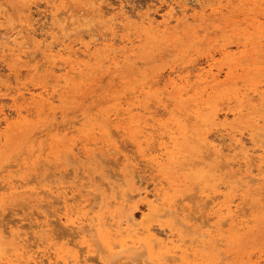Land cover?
I'll list each match as a JSON object with an SVG mask.
<instances>
[{
  "label": "bare ground",
  "instance_id": "6f19581e",
  "mask_svg": "<svg viewBox=\"0 0 264 264\" xmlns=\"http://www.w3.org/2000/svg\"><path fill=\"white\" fill-rule=\"evenodd\" d=\"M123 2H126V1H122V3ZM178 3H177V5H178L177 11L178 12L175 11L174 10L175 7L171 6L172 4L170 5V3H169L168 5H170L169 6L170 8L168 7L169 10L166 13L162 14V19L160 21H158L156 19L157 17L154 18V17H152L153 15L151 14L152 15L151 16L149 13L136 15L138 18L137 19L138 25L136 26L137 29L140 28L142 31V34L146 37H152V36L153 37L154 36L161 37L168 30L170 21H173V20L176 21V25H177L181 21H183L184 18L186 17V13L188 11V6L186 5V3L184 1H181ZM12 4H18V5L23 6L21 0H0V6H4L6 8V10H8V11L15 9V8L7 7L8 5H12ZM45 4L48 6L50 4V0H45ZM123 4H125V3H123ZM41 5H43V4H41ZM51 5H49L51 8L48 11V12H50V15H51V22H50L51 26L54 25L56 28H58L60 30H66V28L68 29L69 26L72 29H76L78 27L76 22L73 21V18L75 16L73 18L70 16L69 18L64 17V19H60V17L57 16L58 13L60 14V12H59L60 10L58 9V11H56V9H53V7ZM125 7H126V5H125ZM201 7H202L201 10H204L203 4H201ZM176 9H177V7H176ZM191 9L196 11V7H192ZM131 11H132V9H131ZM18 12H22V7L18 8ZM98 12H99V9H98ZM118 12H119L120 20L125 19V20H127V22L131 21V23L136 25V23L133 22L136 20L132 19V17L134 16V13L133 14H130L131 12L127 13L125 11L124 7L119 9ZM53 13H55V16L53 15ZM95 14H96V12H95ZM31 16H32V14H31ZM101 16L103 17V15H101ZM82 18H83V16H82ZM206 18H208V17H206ZM107 20L110 21V24L106 23L107 21H105L104 18L101 19V22H103V23L105 22V25L108 24V26H106V27H107V31H108L107 35H108L109 43L107 44V47L105 48L107 50L106 54L103 57L100 56V58L96 57V55L100 51L99 50L100 47H99L98 43L99 42L101 43V41H102V37H100V36L93 37V39L88 40V41H85L83 39V36H82L79 38V41L77 40L79 43L78 44L79 46L74 48V45L77 43H75L73 45L71 40L66 42L65 39H60V40L56 41V43H54L55 40L53 42L51 40V42H50V41H46L48 38H42V39L39 38L38 34H40V33L38 31H37L38 33H36V29L33 27L34 25L32 26V24H30L31 27H22L19 29H15L14 26H12L8 21H6V23H1V24H4L5 26L0 27V49H2L5 53V55L1 56L2 57L1 61H3L6 64L7 68L10 71H14L13 70V62L14 61H20L22 59L25 63L24 66L26 67L27 71H30L32 69H37L38 65H36L34 67H32V65H31L34 57L31 56L32 52L28 48L32 46V48L38 50V52L41 54V56L43 58H45V59H46V57L49 58V60L46 59L48 64L46 66L45 65L43 66L44 73L48 77V79H55V76H56L57 70H58V67H55L58 63V62H56V57H59L61 59L62 64H64L66 67V72H65L66 75L70 74L71 72H74L78 75V79L80 81H77L75 83V85H76V87H79L82 90V88H83L82 81H83V79L87 78V75H89L87 73H92L95 70H100L103 72H107L108 74H109V72L112 74L115 70L118 69L117 65H119L120 61H123L122 57L124 59L126 56L125 46H122L119 48L113 46V43L115 42V41H113L114 26L111 27V25L114 24V22H113V18L112 19L108 18ZM90 23H92V22H90ZM12 24H13V22H12ZM252 24H255V23H252ZM193 25H195V24H193ZM119 26H122V24H120ZM39 27L41 28L40 25H39ZM55 27H52V28L55 29ZM79 28H81V26ZM94 28H95V26H94ZM94 28H93V30H94ZM121 28H123V27H121ZM54 29H53V31H54ZM45 30L46 29H44L43 31H45ZM76 30H74V31H76ZM85 30H84V32H85ZM136 31H138V30H136ZM67 32H69V31H67ZM254 32H255V35H251V36L260 39V40H258L259 43L257 45H255L254 48L256 50L262 49L261 41L264 40V27L258 23ZM41 33L43 34L42 31H41ZM82 33H83V31H81V35H82ZM90 33L88 34L89 36L91 35ZM155 33H159V35L155 34ZM129 35L126 38L122 39V41L123 42L127 41V43H129V42L132 43L134 39H131L132 37L130 38ZM137 35L138 34H136V36ZM121 36L123 37V35H121ZM144 36H142V37H144ZM251 36L248 35L247 37H251ZM51 37H54V36L51 35ZM182 37L183 36H181V38ZM191 42H193V41H191ZM41 44L44 45L43 48H40ZM174 46H176V43ZM256 53H259V52H256ZM34 54H35V52H34ZM85 56H87V59H84ZM104 57L106 58L105 61H107V63H108L107 66H104L105 63H104V61H102ZM92 59H93V61H92ZM151 60H153V59H151ZM153 61H155V60H153ZM232 61H233V59H232ZM250 64L254 65V67H252V68H254V70L256 69L255 73H258L261 71L262 67L257 64V61H254L252 63L247 64L246 67L249 68L248 66H251ZM244 67L245 66H243L242 68H244ZM56 68H57V70H56ZM59 68H60V66H59ZM63 68H64V66H63ZM5 69H6V67H5ZM84 69H87L88 72H84ZM21 71H22V68H21ZM231 71H232L231 67H229L228 71L225 72L226 73L225 80H226V78L230 77L229 74L231 73ZM14 72H16V71H14ZM218 72L215 73L212 70V68H207V69H205L203 67L199 68L196 79H198L197 80L198 82L199 81L205 82V85H204V88H202V89L200 88L195 93L193 92L194 94L190 93L191 95L188 94V92H189L188 89H185L184 87H182V85H181L182 83L175 84L169 80H166L167 82L165 83L164 90H162L163 91V97L161 99L157 95L155 102L156 103L159 102L160 104L169 103L170 106L174 103V105L169 109V112H171L172 108L174 107L175 108V115L171 116V121L169 123H167L163 129H161L160 125H159L160 118L159 119L156 118L155 121H153L151 118V113L154 109L150 110V108L144 109L142 107L143 104L150 98L149 97L150 89H149L148 85L154 86L155 84H158V82H159L158 81L159 78L156 77L157 76L156 73H153V74L144 73L143 76L139 80H137L135 84L132 83L133 85L128 87L129 93L128 92L127 93L130 95L126 94L127 96L134 98V97H137L139 94L143 93L145 95L143 100H138L137 102L129 103V106L131 107V108H129V107H124L125 102L123 103L124 104L123 107L122 106L119 107L118 105L121 104V99H120V100H118V101H120L119 104H115L114 106L112 105L113 106V107L111 106L112 108L111 107L107 108L105 110L104 114L102 113V116L99 119L93 120L94 117L90 116L84 121L80 120V121H82L80 124V127H78V126L76 127V129H78V131H80L81 135L85 137V139H86V137H88V134L95 127H99V129L102 131V133H106V136L109 138L110 132H109V127H108V124H109L108 121L110 119V116H114L111 114H115V116H118L120 114H124V113L129 112L131 109L133 110V108H137L140 111H141V109H143L142 112L145 110L146 111L145 113H147V111H148L149 112V114H148L149 118L152 120L151 122H149V120H148L149 118L147 119L144 117L137 116V114H134L135 112L130 113L129 114V117H130L129 123L130 124H129V126L124 125L122 127V130L124 132H126L128 135L135 136V138L132 139V142L137 147V151L140 153V154L139 153H137V154H139L141 156V160H143L146 163V165L152 169L153 173H155L157 175V178H155L152 175L153 179L155 180L154 185H153V183H152L153 186L151 185L153 187V189L149 188L152 190H149L146 187L149 185L150 182L149 183L147 182L148 184H146V186H143V183L141 185V183L136 180L135 174H138L137 173L138 171L136 170V173L134 172L135 170L133 171V168L135 166H134V163L132 162V160L129 158L130 156L124 157L122 159V161L119 164L120 169L118 171H111L109 166L111 167L112 165H109V166L107 165L109 170H106L105 168H100V164L104 162L103 160L106 159L107 160L106 162H108V160H109L105 157L107 155V153H105V150H103L104 148L103 149H100L98 147L93 148L92 145L91 146H85V148L79 147L78 149L83 151L81 153V155L86 159V161H87V163H86V161L83 160L84 158L80 157V155L77 154L76 151H78V150H74V148L72 146H67V145L65 146L64 144L61 143V139L64 138L66 136V133L68 132V130H67V132L63 133V137H55L54 138L52 136V140L50 141V147L54 151H60V152L63 151V153H61L62 154L61 156L65 155L64 156L65 158L64 157H62V158L66 159V160L68 159L67 161L71 160V161H69L70 163L74 160L76 163L82 165L81 169H82L83 174H81V175H83L82 176L83 178L85 177L84 179L88 180V181H85L83 179L87 183H83L84 181H82L78 184L76 179L79 177H77V178L75 177L76 184H75V180H73V178L71 181L67 180V178H66V177H68V175L66 176L67 172L63 173L62 168L55 169V171L52 174H51V171H49V172L47 171L48 173H50V174H48L42 168L36 169L35 172L37 175H35L36 178H34V180H36V184H34L32 186H29L30 180L28 182L27 178L24 176L19 177V179L21 180V183L17 184V182H16L17 185L15 184V181L13 182V180H14L13 178H11V177L6 178V177L2 176L1 181L3 182V184L0 186V188L2 186L7 187L14 193L29 191L30 193L37 195L38 196L37 198H41L40 200L47 198V197L56 198V201L58 200V202H60V201L62 202V207H61V209L54 208V209L50 210L41 219L38 218L37 216H34V215L28 216V215L22 214L21 217H19V219L16 221L15 227L8 224L7 222H4L3 219L0 218V239H3L6 236H10L12 239L20 238V240H22V241L27 239L28 238L27 234L29 233L28 230L26 229V231H24L23 234L20 231V228L25 227L27 225L26 227H29V228L37 227V229L30 231L32 236L40 237L38 235V233H43V235L47 236L49 241H52L56 237H60L62 235H67L64 242H66L67 244H71L75 249H77V250H74V252L71 254V257L69 258V255L59 254L58 250L50 251L51 245L49 247L44 246V248L40 249L42 252V254H40L41 256H37V253H36V255L34 254L35 250H34V252L33 251L31 252V247H30V244L28 242V245H22L21 246L23 253L20 254V257L26 261L24 264H27L29 255L33 256V261H35L36 259L45 260L42 257V256H45L46 260H56L57 257H60L61 258V264H64L65 261H73V262L85 261V264H92L89 262V257L85 254V252H94V253L96 252L95 254L93 253V255H96V257H91V259H95L96 262L99 261L98 262L99 264H108V261L103 256L104 254H102L103 248H105V247L109 251H112V253H116V256H118L119 254H122L124 256V260H122L118 263L116 262V264H133L132 254L135 253L136 250L140 249V248H143V249H141V252L143 251L146 253V251H147L148 256L151 258V260H154V259L159 260V259H163V258H168L169 256L173 257V256H175V253L177 251L178 252L180 251V258L182 259L183 262H186L189 260L188 257L191 254L193 255L192 257H194V260H199V258H203L204 255L216 256L222 250V253L225 256L228 255L229 253H231L232 259H234L236 261H246L248 258L247 253L249 251H251L252 248H255L257 250L260 248L259 244H258V247L253 246V244L257 241V238H256L257 237L256 235L258 234L257 233V225H256L257 222L255 219H251L249 217L248 218L242 217L243 215L241 216V214L243 213V211L240 213H237V210L239 209V207H238V204H235V205L232 204V202H233L232 196H229L227 194H223L224 195L223 200H222V198L220 200L217 199L218 194H216V192L218 191V189H220L219 184H221V183H218L217 180H215V177H217L218 172L222 173L223 169H225V168L227 169L228 166H231L232 163H235V164H238V167H237L238 169H241L242 167H244V169H242V170H244V173L242 172L243 174H241V173L239 174L238 169H231L230 168L227 170L230 172L228 174H226V171H225L223 176H229L230 179L228 181L229 182L232 181L233 184H230V185L234 186L235 188H237V186L249 188L250 184L252 183L251 181H253L255 178H258L259 176H261L258 174V177H255L252 171L253 170L255 172L257 171V170H255L254 164H255L256 168L258 169L259 165H260L259 162H262V154H264V136H262V131H264V130L262 128H260V129L258 128V130L255 132L249 131L250 134L252 133L251 136L249 134V136L252 138V141L254 140L253 142H255V141L258 142L257 146L252 145L254 147H252V146L251 147L253 149H255L256 147L259 146V148H261L260 151L258 149L255 150V151H257V153H258V151H259V153L261 152V154L254 155L253 154L254 150H250V148L246 147L245 143L242 141L243 133H242L241 138L237 137L238 130H240V132H241L242 129H236L238 127H236V128L233 127L235 130H237V132L235 131L237 135H235L234 132L230 133V134L228 133V136H226V137H228L227 140L229 139L228 140L229 143H228V145L226 144V147H227L226 149H228V151L229 150L233 151V154H235L236 152H239L241 154V156L239 157L237 155L239 158H236L234 156L231 160H229L226 157L227 154L226 155L223 154V150H225L223 147L225 145L224 144L222 145V143H219L218 140H220V139L216 140L219 137H217L214 134L217 138L213 137V139H211V141H212V140H214V138H216L215 140L218 141V143H216V144L212 143L211 141H209L207 139V136L210 135V133H208V135H206V131H205L206 130L205 127L207 128L206 123H208V121L213 120L214 118L217 117V114L215 113V111L217 109H215V111L213 113L212 112L209 113V112L205 111V109L211 103L207 102L205 100L204 95H207V97H208V95L210 94L211 97H213L212 98L213 100L211 99V102L213 101L215 103V102H217L218 99L221 98L222 95H225L226 93H229V94L232 93V95L234 96L233 93H239V91L242 92V90H240V88H238L237 86L236 87L233 86L235 88H232V87L226 88V86H224V87L220 86L222 83H221V80L219 79V73L220 72L219 73ZM15 74H16L15 75L16 86L13 88L14 89L13 90V92H14L13 97H16L15 100L21 98L27 105L30 104L33 107L35 106L36 108H34L35 109L34 112L37 114H50L52 111H54V100H55L54 96L55 95H52L49 93H44L41 90L36 91L35 90L36 86L34 87L35 84L33 85V87L25 86L23 83L20 85V82L18 81V78L20 77V72L18 71ZM6 76L7 77L0 75V90L2 88L1 86H5L6 89L11 88V87L9 88V83L7 82L9 75H6ZM80 77H82L83 79H81ZM255 77H256L255 75L251 76L250 87L246 88V89H250L251 93H249L250 91L245 93V90H243L244 93L246 94L247 104L252 106V107H255V104H256L254 102L253 95L255 96V94H256L259 97H262L263 96L262 92H264V89H261L259 86L261 81L257 80V77L256 78ZM258 77L260 79V76H258ZM124 78L125 77H123V79ZM173 80H174V78H173ZM99 81L101 82V80H99ZM195 83H192V84L194 85ZM68 85H69V77L67 76L65 78L64 82L62 83L61 91L58 94V99L63 101L64 103H67L68 99H66V96H62V91H65V90L68 91L69 90ZM231 85H233V84H231ZM46 86H47L46 83H43L40 85L41 88H44V91H46L48 89ZM169 86L171 87V89L167 90V88ZM198 86L199 85H197V87ZM122 87H123V85H122ZM133 87H135L137 89L136 93H132L131 90ZM192 87L190 84L189 89ZM186 88H188V87H186ZM209 88H210V91H209ZM55 89H57V87ZM123 89H124V87H123ZM125 89H126V87H125ZM156 90H157V88L155 90L151 89V91L153 93H156ZM192 91H194V88L192 89ZM120 92H121V90H120ZM120 92H118V93H120ZM241 92H240V94H241ZM124 93L122 92V94H124ZM92 95H94V93ZM126 95L122 96L121 94H119L118 97L121 98V97H124ZM232 95H231V97H232ZM203 96H204V99H203ZM94 98H96V97H94ZM222 98H223V96H222ZM164 99H165V101H164ZM127 102H129V101H127ZM187 102H189L190 104ZM111 103H113V102H111ZM154 103L151 106L152 108H153V106H156V104H154ZM257 105L259 107V104H257ZM221 106H223V104L220 105V107ZM189 107H191V108H189ZM22 108H24V107H17L15 109V114L18 116V118L13 122H11L9 120V118H8L9 115L6 116L7 114L4 113L5 111L3 112L2 111L3 109L1 110L0 121H3L5 123V125H4V128H0V156L3 153L2 152L3 146L10 145L13 142L14 143H16V142L17 143L18 142L24 143V141H30V142L34 141L35 142L37 140L38 136L41 135V133H40L38 136L36 135L34 139L30 138L31 134L30 133L28 134L30 122L28 121L26 114H24V115L22 114V110H26V113H27V111H29V108H24V109H22ZM97 109H98V107H97ZM212 109H214V108H212ZM239 109L242 110L243 107H242V109L241 108H239ZM239 109H237V110H239ZM209 110H211V109H209ZM94 111H96V110H94ZM163 111H165V110H163ZM68 112H70V111H68ZM68 112H67V114H68ZM240 112H242V111H240ZM70 113H72V112H70ZM257 113H258V111H257ZM232 114H236V112L233 111ZM148 115H146V116H148ZM257 115H259V114H257ZM192 116H193V119L191 118ZM261 117H263V116L261 115ZM5 118H7V119H5ZM53 118H55V117L53 116ZM224 118H226V114H225ZM250 119H253V118H249V120ZM255 120L257 121V119H255ZM259 120L263 121V118H261ZM238 122L240 123V121H238ZM253 122H254V120H253ZM253 122H250V123H253ZM74 123H75L74 119H68V120L66 119L65 123H62L61 126L64 128H72V127H74ZM153 123L156 124V128L154 130V133H153V129L151 128V124H153ZM230 123L232 124V122H230ZM223 124H222V126H223ZM245 124H246V122H245ZM48 125L52 129H55V128L57 129L60 127V125H58L56 123L53 124L52 121L49 122ZM229 125L230 124H228V126ZM241 125L243 127V124H241ZM208 126H210V125H208ZM212 126L214 127V124ZM219 126H220V124H219ZM222 126H220V127L222 128ZM146 127L148 128V131L144 130ZM214 128L216 129L217 127H214ZM221 128H218V129H221ZM226 128H227V126H226ZM211 129H213V128H210L208 131L211 132L210 131ZM253 129H254V127H253ZM41 130H42V128H41ZM230 131H231V129H230ZM245 131H246V129L242 132H245ZM34 132H39V131L35 130ZM245 133H244V135H245ZM94 134H96V131ZM97 135H98V133H97ZM154 135H155L154 143L157 144V147H155L156 146L155 145L153 151H149L145 154L144 152H142L141 148L142 147L147 148L150 145H152ZM246 135H247V133H246ZM102 136H103V134H102ZM211 136H213V135H211ZM224 136H225V134H224ZM223 137H222V139L226 140ZM43 138L45 139V137H43ZM112 139H114V138H112ZM221 140H220V142H221ZM247 140L250 141L249 138H247ZM98 141H100V139ZM116 141H118V139ZM252 141H250V142L252 143ZM245 142H246V140H245ZM125 143L127 144V142H125ZM223 143H225V141ZM119 144H118V146H119ZM113 145H115V144H113ZM161 145H163V147H161ZM203 145H204V149H208L209 152L207 150H203V149L201 150V147ZM60 146H62L61 150L59 149ZM41 147H42V145H41ZM110 148H111V146H110ZM121 148L123 149V147H121ZM123 150H125V146H124ZM127 150H129V149H127ZM130 151L132 152V149H130ZM200 151H207L208 154H206L207 152L205 153L206 155L203 154V152L201 154ZM13 153H11V154H13ZM198 153H199V155H198ZM225 153H227V152H225ZM127 154H129V153H127ZM16 156L18 157V155H16ZM134 157H132V159ZM97 159H99V160L101 159L102 162L100 163V161L98 160L100 163L99 168L98 169H92V167H94L93 164L96 163ZM38 160H40V159L38 158ZM46 160H47V158H46ZM255 160H258V163L256 161L257 164L255 163ZM111 161H113V160H111ZM135 161H136V159H135ZM195 161L205 163L206 164L205 169L207 171H205L204 167L199 168V169H195V170L192 169L191 171L189 170V172H188V170L185 171V170L181 169V167H185V166H187V169H189L188 167H190V166H188V165H192V164L195 165V163H194ZM65 162L66 161H64L63 163H65ZM75 162H73V164H70V165L73 167ZM139 162H140V160H139ZM3 163L1 166H3ZM113 163L115 164L114 167L117 168V166H116L117 163H115L114 161H113ZM113 163H111V164H113ZM7 164L9 165L10 163H7ZM15 164H13V165H15ZM106 164L107 163H105V166H106ZM13 165L11 164V166H13ZM252 165H253L254 169H253V167L251 168ZM46 166H48V165H46ZM49 166L52 167L51 165H49ZM45 168H47V167H45ZM71 170H72V168H71ZM142 170H140V171H142ZM77 171H78V175H76V176H79L80 171L79 170H77ZM77 171H76V174H77ZM258 171H257V173L261 172V171H259V172ZM95 172H96V174H95ZM133 172L135 174H133ZM262 172L264 173L263 170H262ZM148 173H149V170H148ZM150 176H151V174H150ZM31 178H33V177L31 176ZM142 179L144 180V178H142ZM149 179L151 180V178H149ZM220 179H224V177H221ZM15 180H18V179L15 178ZM20 180H19V182H20ZM214 180L217 182V183L216 182L215 183L218 186V188L216 187L215 183H212V181H214ZM199 181H200V183H202V186L197 187V185H196L197 189L196 188L193 189L194 188L193 186L195 184L199 183ZM141 182H142V180H141ZM192 184H194V185L192 186ZM214 187H216L217 189H214ZM19 188H21V189H19ZM210 188H211V190H209ZM243 189H245V188H243ZM252 191H253V189H252ZM230 193H232V192H230ZM186 194H188V195H186ZM239 194H241V193H239ZM239 194H238V196H239ZM259 194L261 197V192ZM254 195H256V194H254ZM52 196H56V197H52ZM176 197H178L180 200L188 199V202H187L188 204L187 203L186 204L189 207L186 208L185 207L186 205L182 204V203L180 205L176 204L175 203L177 201ZM251 197H249V198H251ZM258 197L259 196L254 197L253 200L255 201V198L257 200ZM139 200L142 201V203H143L142 206L145 207V209H146V213H143V220H138L137 215H136V210L141 208L140 205L138 204ZM20 201H22V200H20ZM48 201H51V200L49 199ZM242 201H244V200H242ZM245 201H246V198H245ZM250 201H252V199ZM42 204H44V202ZM97 204H98L99 209L94 210L93 206L95 208V206H97ZM22 205H23V203H22ZM111 205L113 206V209L109 210V206L111 207ZM233 206H235V208H233ZM237 207H238V209L236 210ZM44 208H46V207H44ZM206 208H208L210 211L212 210L214 213H216V220H212L214 222H211V224H207V225H205L204 220H203L204 219L203 213H204V210ZM43 209L41 211H43ZM19 210L13 211V214L19 215L20 214ZM108 210H109V213H107ZM45 211L47 212L48 209L47 210L45 209ZM142 211L143 210H141V213H142ZM262 211H264V210H262ZM106 213L108 215H106ZM196 213H199L198 216L202 217V219L200 220L201 222H199L200 223L199 225L190 223V220L194 219V217H195L194 214H196ZM256 213H257V211H256ZM211 214H212V212H211ZM247 215H249V214L247 213ZM108 216H109V218H108ZM155 216L156 217H162V216L167 217V219L162 217L163 220L165 219V221H167V220L169 221V222L167 221L169 224L166 225V228L164 226L162 227L160 224V226L162 228L159 225H157L160 230L157 229V231H155L153 229L152 225L153 226L156 225V224H154L156 220L154 221V223L152 225H151V223H152L151 220ZM198 216L196 217L197 219H198ZM252 218H254V217H252ZM157 220L159 222V219H157ZM197 221H196V223H197ZM226 221H228L227 222L228 223V228H227L228 232H227V234H224V232L222 231L220 226ZM251 221H253L252 224H250ZM56 222H58V223L60 222L65 229L63 228L62 229L63 231H58L56 229V226H55ZM205 222H206V220H205ZM172 225H174V226H172ZM157 226H154V227H157ZM184 226L187 227V229H189V235L187 238H185L184 235L182 234L183 230H181V227H184ZM201 227H204V228H201ZM160 233L163 235H161ZM95 236H97L99 238V240H101L104 243V246L102 245L103 248L100 246L99 242L97 241V237H95ZM214 237L216 238L215 251H213V247H214L213 238ZM221 237H222V239H221ZM259 237H261V236H259ZM249 238H252L251 244H250L251 241L248 240ZM94 240H95V242H97L95 244L99 245V246L97 245V248H95L94 244L92 243V241H94ZM229 241H231V243H229ZM37 243H42V242H37ZM227 243L231 244L230 247L227 249H223L222 245L223 246L227 245ZM51 244H54V242H52ZM115 245L119 246L118 250H115ZM4 247H7V246H4ZM27 247H30V249H26ZM242 248H243V250H241ZM144 250H146V251H144ZM2 251H4V250H2ZM238 251H241V252H238ZM143 252L140 254L139 253H137V254L142 255L143 258L145 257L144 258V260H145L147 253L145 254ZM169 253H170V255H166ZM259 255H260L259 251H256L253 255V259H258ZM40 257H42V258H40ZM176 257H178V256L176 255ZM133 258L136 259L137 257H133ZM139 259L140 258H138V260ZM21 260L22 259H20V261ZM137 262H135V263L136 264L140 263V260L138 263ZM145 262H147V261H145ZM149 264H158V263H156V261H152Z\"/></svg>",
  "mask_w": 264,
  "mask_h": 264
},
{
  "label": "rangeland",
  "instance_id": "374dc122",
  "mask_svg": "<svg viewBox=\"0 0 264 264\" xmlns=\"http://www.w3.org/2000/svg\"><path fill=\"white\" fill-rule=\"evenodd\" d=\"M122 1H126V2H123L125 4H123ZM181 1H184L186 3V5L188 6V11L186 13V17L184 18L183 21H181L177 25H176V21H174V20L170 21L168 30L161 37H157V36L146 37L142 34V31L140 28L137 29L136 26L138 25V20H137L138 18L136 15L149 13L150 15L151 14L153 15V16L151 15L152 17H154V18L157 17L156 19L158 21H160L162 19V14L166 13L169 10V8H170L169 6L171 4H172L171 6L175 7L174 10L177 11L178 10L177 3L181 2ZM21 2L23 5L32 4V5H34V7L31 9H28V10H25L24 7H22V12H18V8H15L14 10L8 11V10H6V8L4 6H0V17L2 16L0 18V24L6 23V21H8L12 26L15 27V29H19L22 27H29V25L32 24V26L34 25L33 27L36 29V33H38V32L40 33V34H38L39 38H41V39L42 38H48L46 41H50V42H51V40H52V42L55 40L54 43H56V41H58L60 39H65L66 42L71 40L73 45L75 43H77L74 45V48L79 46L78 41H79V38L82 36H83V39L85 41L91 40V39H93V37L100 36V37H102L101 43L100 42L98 43V45L100 47L99 48L100 51L96 55L97 58H100V56L103 57L106 54L107 50L105 48L107 47V44L109 43L108 35H107L108 31H107V27H106V26H108V24L105 25V22L104 23L101 22V19L104 18L105 21H107L106 23L110 24V21L107 19L109 17H112L114 24H112L111 27L114 26L115 29H117V30L119 29L117 31L116 40L113 43V45H115V47H118V48L125 46L126 56L124 59L122 57V60L124 62L120 61L118 69L115 70L111 75H109L107 72L95 70L92 73H87L89 75H87L86 79H83L82 77H80L81 79H83V81H82L83 88L81 90V88L76 87V85H75V83L77 81H80L78 79V75L74 72H71L70 74L66 75L65 74L66 67L64 64H62L61 59L59 57H56V62H58V63L55 67H58V70L56 68L57 74L55 76V79H48V77L44 73L43 66L44 65L46 66L48 64L46 59L49 60V58H47V57H46V59L43 58L37 49L32 48V46L28 48L32 52L31 56L34 57L32 64H31L32 67H34L36 65H39V67H37V69H32L30 71H27L26 67L24 66L25 63L22 59L20 61H14L13 62V70L16 72L10 71L7 68L6 64L3 61H1L2 60L1 56L5 55V53L2 49H0V75H3L4 77H7L6 75H9L7 82L9 83V88L11 87L10 89H6L5 86H1L2 88L0 90V93H1L0 94V113H1V110L3 109L2 111L3 112L5 111L4 113L7 114L6 116L9 115L8 116L9 120L11 122H13L18 118V116L15 114V109L17 107L29 108L30 112L27 111V113H26V110H22V114L23 115L26 114V117H27L28 121L30 122L28 134L30 133L31 134L30 138L34 139L36 135L38 136L41 133V135L38 136V138L35 142L34 141L33 142L24 141V143L23 142H18V143L13 142L10 145H5L2 147L3 153L0 156V186L3 184V182L1 181L2 176L6 177V178L7 177L13 178L14 179L13 182L15 181V184H16V182H17V184H20L21 180L19 179V177L24 176L27 178L28 182L30 180L29 186H32V185L36 184V180H34V178H36L35 175H37L35 170L41 169V168L44 169L45 172L51 171V174L55 171V169L62 168L63 173L67 172V174H66V176L68 175V177H66L67 180L71 181L72 178H73V180H75V177L76 178L79 177L76 179L78 184L84 180L88 181L87 179H84L85 177L84 178L82 177L83 175H81V174H83L82 169H81L82 165L76 163L74 160L70 163L69 161H71V160L67 161L68 159L67 160L64 159L65 155L61 156L62 155L61 153H63V151L62 152L54 151L50 147V141L52 140V136L54 138L55 137H63V133L67 132V130H68V132L66 133V136L61 139V143L64 144L65 146L66 145L72 146L74 148V150H78L76 152H77V154L80 155V157H83L81 155V153L83 151L79 150L78 148L79 147L85 148V146H91L92 145L93 148H96V147H98L100 149L104 148L103 150H105V153H107V155L105 157L107 159H109V160L111 159L115 163H117L116 164L117 168H116V167H114L115 164L111 160H110L111 162L108 160V162H109L108 163V162H106L107 161L106 159L105 160L102 159L104 162L101 163L102 162L101 159L100 160L97 159L96 163L93 164L94 167L91 166L92 169H98L99 164L101 163L100 168H105L106 170H109V168H110L111 171H118L120 169L119 164L122 161V159L124 157L130 156L129 158L132 160V162L134 163V166H135L133 168V171L135 170L134 171L135 173H136V170L138 171L137 172L138 174H135L133 172V174H135L136 180L139 181L141 183V185L143 183V186H146V184H148L150 182L149 185L146 187L148 189L149 188L153 189L152 186L154 185V182H155V180L153 179V176L155 178H157V175L155 173H153L152 169L149 166H147L143 160H141V156L139 155L140 153L137 151V147L132 142V139H134L135 136L128 135L126 132H124L122 130V127L124 125L129 126V124H130L129 123V119H130L129 114L130 113L135 112L134 114H137V116L144 117V118L148 119L149 118V115H148L149 112L148 111H147V113H145L146 111L144 110L143 111L144 113H143L142 112L143 109H141V111L140 110L138 111L137 108H133V110L131 109L129 112L124 113V114H120L118 116H115V114H111L114 116H110V119L108 121V123H109L108 127H109V132H110L109 138L106 136V133H102V131L99 129V127H95L88 134V137H86V139L84 136L81 135L80 131H78V129H76L77 126L80 127V124L82 121L86 120L90 116L94 117L93 120L99 119L102 116V113L104 114V112L107 108L111 107L112 105L114 106L115 104H119L120 101H118V100H120V99H121V104L118 106L123 107L125 104L124 107H129V108H131L129 106V103L137 102L138 100H143L145 97V95L143 93L139 94L137 97H134V98L129 97L127 95H130V94H128L129 93L128 87L135 84L136 81L139 80L143 76L144 73H147V74L148 73L149 74L156 73L157 74L156 77L159 78L158 84H155L153 86L152 90H155L156 88L160 89V90H164L165 83L167 82L166 80H169L175 84L182 83L181 84L182 87H184L185 89H188V91H189L188 94L191 95V94H194L200 88L201 89L204 88V85H205V82H202V81L198 82L197 81L198 79H196L199 68H201V67H203L205 69L212 68V70L215 73H217L219 71L220 72V73L218 72L219 73V79L221 80V83H222L220 86H223V87L226 86V88H230V87L235 88L237 86L238 88H240V90H242L243 93L241 91H239V93H233L234 96L232 95V93L231 94L226 93L225 95H222L223 98L221 96L222 99L221 98L218 99L217 102H215V103L213 101L211 102V99L213 97H211L210 94H209L210 96L208 95V97H207V95H204L205 100L207 102L211 103L207 107L208 109L206 108L205 111H207L209 113L210 112L213 113L215 111V109H217L216 110L217 112L215 111V113L217 114V117L214 118L213 120L208 121V123H206V126H207V128L205 127L206 135H208V133H210V135L207 136V139L209 141H211V139H213V137H216V136L219 137V138L216 137L217 139L214 138V140H212L211 142L216 144L219 141V143H222V145L224 144L225 146L223 148L225 150H223V154L224 155L227 154L226 157L229 160H231L234 156L236 158H239L241 156V154L239 152H236L235 154H233V151H230V150L228 151V149H226L227 148L226 144L228 145V143H229V141H228L229 139L227 140L228 137H226V136H228V133L230 134V133L234 132L235 135L238 134L237 137L241 138L242 133H243L242 141L245 143V146L250 148V150H254V152L252 151L254 155L261 154V152L259 153L261 148H259V146L256 147L258 145V142L257 141L253 142L254 140L252 141V138L250 137L252 133L250 134V132H255L258 130V128L259 129L262 128L264 130V122H263L264 121V111H262L261 107H260L261 106L260 102L264 101V95L262 97H259L256 94H255V96L253 95V99H254V102L256 104H255V107H252V106L247 104V98H246V94H245V93L250 91V89H246V88L250 87L251 76L255 75L257 77V80H259V81L264 80V40L261 41L262 49L256 50L254 48V46L259 43L258 40H260V39L251 36V35H255L254 31H255L258 23L264 27V24L261 23V17H260L262 12L264 11L259 7L261 0H187V1L186 0H119V3H122L124 5L125 11L127 13H130V12H131L130 14L134 13V16L132 17V19L136 20V21H133L136 23V25L131 23V21L127 22V20H125V19L124 20L126 22L124 20H120V16H119V12H118L119 9L115 13L108 12L106 15H103V17H102L99 14L98 9H93L91 7V5L93 3H95L97 5L104 4L106 7L107 6V4H106L107 0H105V1L104 0L103 1L102 0H50L49 5L52 4L51 6L53 7V9H56V11H58V9L60 10L59 11L60 14L58 13V15H57L58 17H60V19H64V17L69 18L70 16L73 18L75 16L73 18V21H75L77 26H78L76 28L77 30L70 28V26L68 29L66 28V30H60V29L56 28L54 25L51 26L50 25L51 15H50V12H48L51 7L49 5L47 6L45 4V0H21ZM169 3H170V5H168ZM41 4H43V5H41ZM201 4L204 5V10H201L202 9ZM125 5L127 8L125 7ZM207 5H212V6L207 7ZM176 7H177V9H176ZM192 7H196V11L191 9ZM131 9H132V11H131ZM95 12H96V14H95ZM30 13L32 14V16ZM82 16H83V18H82ZM206 17H208V18H206ZM12 22H13V24H12ZM90 22H92V23H90ZM252 23H255V24H252ZM120 24H122V26H119ZM193 24H195V25H193ZM39 25L41 26V28L39 27ZM80 26H81V28H79ZM94 26H95V28H94ZM52 27H55V29ZM92 27L94 28V30ZM121 27H123L124 29ZM44 29H46L47 31L46 30L43 31ZM53 29H54V31H53ZM74 30H76V31H74ZM84 30H85V32H84ZM136 30H138V31H136ZM41 31L43 32V34L41 33ZM67 31H69V32H67ZM81 31H83L84 34L82 33V35H81ZM89 33L91 34L90 36L88 35ZM136 34H138V35L136 36ZM155 34L159 35V33H155ZM51 35H53L54 37H51ZM121 35H123V38H126L129 35V37L130 38L132 37L131 39H134V40L132 43L131 42L127 43V41L123 42L122 39H120L122 37ZM248 35L251 37H247ZM142 36H144V37H142ZM181 36H183L182 37L183 39L181 38ZM191 41H193V42H191ZM175 43H176V46H174ZM255 51L259 52V53H256ZM34 52L36 55L34 54ZM231 58L233 59V61ZM84 59H87V56H85ZM151 59H153L155 61H153ZM105 60H106V58L104 57L102 61H104V63H105L104 66H107L108 63ZM92 61H93V59H92ZM254 61H257V64L262 67L261 71L258 73H255L256 69L254 70V68H252V67H254V65L250 64L251 66H248L250 69L246 67L247 64L252 63ZM59 66H60V68H59ZM63 66L65 69L63 68ZM243 66H245V67L242 68ZM5 67H6V69H5ZM229 67H231L232 71L229 74L230 77L226 78V80H225V75H226L225 72L228 71ZM234 67L235 68L237 67L236 68L237 70ZM21 68H22V71H21ZM18 71L20 72V77L18 78L20 85L23 83L25 86L33 87V85L35 84L34 87L36 86L35 87L36 91L41 90L44 93H49V94L55 95L54 96V99H55L54 100V111H52L50 114H37L34 112V110H35L34 108H36L35 106L33 107L30 104L27 105L21 98H19L17 100H13V98H12L14 96L13 95L14 94L13 88L16 86V83H15V79H16L15 75L16 74L15 73H17ZM84 72H88V70L84 69ZM67 76L69 77V85H68L69 90L68 91H66V90L62 91V96H66V99H68V101H67V103H64L63 101L58 99V94L60 93L62 83L64 82V80ZM258 76H260L261 80L259 79ZM123 77H125L126 79L125 78L123 79ZM173 78H174V80H173ZM99 80H101V82ZM113 81L115 82V86H113ZM43 83L47 84L46 87L48 89L46 91H44V88L40 87V85ZM192 83H195V84L193 85ZM190 84H191V87L192 86L193 87L189 89ZM196 84L199 86L197 87ZM231 84H233V85H231ZM122 85H123L124 89H123ZM97 86H101L103 90L100 92H97L96 91ZM233 86H235V87H233ZM56 87H57V89H55ZM125 87H126V89H125ZM186 87H188V88H186ZM193 88H194V91H192ZM170 89H171V87L169 86L167 88V90H170ZM120 90H121V92H120ZM243 90H245V93ZM209 91H210V88H209ZM118 92H120V93H118ZM122 92L123 93L128 92V93H127V95L125 94L126 96L119 98L118 95L122 94ZM240 92H241V94H240ZM5 93H7V95H5ZM91 93L92 94L94 93V95H92ZM249 93H251V91ZM231 95H232V97H231ZM204 96H203V99H204ZM94 97H96V98H94ZM127 101H129V102H127ZM164 101H165V99H164ZM111 102H113V103H111ZM187 103H189V102H187ZM218 103L220 105L223 104V106L220 107V105ZM154 104H156V102ZM257 104H259V107ZM173 105H174V103L171 106L169 105V108L167 110L168 112H169V109ZM97 107H98V109H97ZM242 107H243V109H242ZM24 108H22V109H24ZM155 108H156V106H153V108L151 107L150 110L155 109ZM189 108H191V107H189ZM212 108H214V109H212ZM239 108H241L242 110H240ZM93 109L96 111H94ZM209 109H211V110H209ZM237 109H239V110H237ZM163 110H165V109H163L162 107L159 108V112H162ZM68 111H70L72 113H70ZM233 111L236 112V114H232ZM240 111H242V112H240ZM257 111H258V113H257ZM67 112H68V114H67ZM224 113L226 114V118H224V116H225ZM256 113L259 115H257ZM260 114L263 117H261ZM146 115H148V116H146ZM53 116L55 118H53ZM156 118L159 119L160 117L157 116ZM191 118L193 119V116ZM249 118H253V119L249 120ZM261 118H263V121L259 120ZM66 119L67 120L68 119H74L75 120V123H74L75 128L74 127H72V128L62 127L61 124L65 123ZM166 119H168V118L166 117ZM255 119H257V121ZM80 120H82V121H80ZM148 120H149V122L152 121L150 118ZM253 120H254V122H253ZM51 121L53 122V124L56 123V124L60 125V127L57 129L56 128L55 129L50 128L48 123ZM170 121H171V118H170L169 122ZM238 121H240V123ZM230 122H232V124ZM245 122H246V124H245ZM250 122H253V123H250ZM213 124H214V127H217L216 129L212 126ZM219 124H220V126H222V124H223L222 128L219 126ZM228 124H230V125L228 126ZM241 124H243V127ZM0 125H1L0 128H4L5 123L3 121H0ZM208 125H210V126H208ZM226 126H227V128H226ZM233 127L234 128L238 127L236 129H242V131H244L245 129H246V131L248 129L249 130L247 132L245 131L247 133V135H246L245 132H242V131L240 132V130H238V132H237V130H235ZM253 127H254V129H253ZM41 128H42V130H41ZM210 128H213L210 130L211 132L208 131ZM218 128H221V129H218ZM230 129H231V131H230ZM35 130H38L39 132H34ZM95 131H96V134H94ZM235 131L237 132V134ZM97 133H98V135H97ZM244 133H245V135H244ZM102 134H103V136H102ZM224 134H225V136H224ZM249 134H250V136H249ZM211 135H213V136H211ZM43 137H45V139ZM222 137L225 138L226 140L222 139ZM112 138H114V139H112ZM247 138H249V140L252 141V143L250 141H248ZM99 139H100V141H98ZM117 139H118V141H116ZM215 139L216 140L222 139V140L220 142V140L216 141ZM245 140H246V142H245ZM224 141H225V143H223ZM125 142H127V144ZM113 144H115V145H113ZM118 144H119V146H118ZM41 145H42V147H41ZM252 145H256L255 146L256 148L253 149L252 147H254V146H252ZM110 146H111V148H110ZM124 146H125V150H123ZM154 146L157 147V144L154 143ZM121 147H123V149ZM61 148H62V146L59 147L60 150H61ZM127 149H129V150H127ZM130 149H132V152L130 151ZM202 149L208 151V149H204V145L201 147V150ZM257 149L259 150L258 153H257V151H255ZM207 151H200V152H201V154H202V152H203V154H205ZM208 152L206 154H208ZM225 152H227V153H225ZM11 153H13V154H11ZM127 153H129V154H127ZM137 153H139V154H137ZM199 153H198V155H199ZM16 155H18V157ZM37 157L40 160H38ZM62 157H64V158H62ZM132 157H134V158L132 159ZM46 158H47V160H46ZM135 159L137 162L135 161ZM83 160L86 161L85 158ZM98 160L100 161V163ZM139 160H140V162H139ZM64 161H66L67 163L66 162H65L66 164L63 163ZM256 161L258 163V160H255V163H256ZM73 162H75V163L72 167L70 164H73ZM2 163H3V166H1ZM7 163H10V164L8 165ZM86 163H87V161H86ZM105 163H107L106 166H105ZM111 163H113V164H111ZM194 163H195V165L194 164L188 165V166H190V167H188L189 169H187V166L181 167V169H183L185 171L188 170V172H189V170L191 171L192 169L195 170V169H199L202 167H204V169L206 168L205 163L196 162V161ZM262 163H264V160H262V162H259L260 165H259L258 169L256 168V166L254 164L255 170L261 171V172L258 171L259 173H257V171L255 172L253 170L252 172H253L254 176L258 177V174L261 176H259L258 178H255L254 179L255 181L254 180L251 181L252 183L250 184L249 188L237 186V188H238L237 189L234 186L230 185L233 183H232V181L231 182L228 181L230 179L229 176H223L225 171H226V174H228L230 172V171H227L230 168L231 169H238L237 168L238 164H235V163H232L231 166L227 167V169L226 168L223 169L224 171L222 170V173L218 172L217 177H215V180H217L218 183H221V184H219L220 189H218V191L216 192V194H218L217 199L220 200L222 198V200H223L224 199L223 194H227L229 196H232V199H233L232 204L233 205L238 204V207L240 209L239 210L238 207L236 208V210L237 209L239 210V211L237 210V213H240L243 211V213L241 214V216L243 215L242 217H244V218L249 217L251 219L256 220V222H257V224H256L257 225V233L258 234L256 235L257 241L254 243L255 245L253 244L254 247L255 246L258 247V244L261 245V243L264 242V237H263L264 236L263 235L264 234V228H262V225L260 222L261 221V219H260L261 215L264 214L263 213L264 211H262V210H264V208H262L261 197L259 194L261 192V188H260L261 187V181H262V179H264V173L262 172V170L264 171V168L261 167ZM11 164L12 165L15 164V165L11 166ZM46 165H48V166H46ZM49 165H51L52 167H50ZM107 165L108 166L112 165V166L111 167L109 166V168H108ZM45 167H47V168H45ZM252 167H253V165L251 166V168ZM254 167H253V169H254ZM71 168H72V170H71ZM242 169H244V167H242L241 169H238L239 174L244 173V170H242ZM77 170L80 171L79 176H76V175H78ZM140 170H142V171H140ZM148 170H149V173H148ZM76 171H77V174H76ZM205 171H207V170L205 169ZM48 174H50V173H48ZM95 174H96V172H95ZM150 174H151V176H150ZM31 176L33 178H31ZM221 177H224L225 180L220 179ZM15 178H17L18 180H15ZM142 178H144V180ZM149 178H151V180ZM19 180H20V182H19ZM76 180H75V184H76ZM141 180H142V182H141ZM215 180L212 181V183H215L216 182ZM85 181L83 183H87ZM152 183H153V185H152ZM216 183H215V185H216ZM193 185L194 184H192V186ZM196 185H197V187L198 186L200 187V186H202V183H200V181H199V183H197L193 186L194 187L193 189L196 188ZM3 187L4 186H2L0 188V218L3 219L4 222H7L8 224L12 225L13 227L16 226V221L19 219V217H21L22 214H25L28 216L34 215V216H37L38 218L41 219L50 210H52L54 208L61 209V207H62V202L61 201L58 202V200L56 201V198L47 197V198L40 200L41 198H37L38 197L37 195H34V194L30 193L29 191L14 193L9 188H7V187L3 188ZM216 187L218 188L217 185H216ZM216 187H214V189H217ZM243 188H245L246 190ZM19 189H21V188H19ZM152 189H149V190H152ZM252 189H253V191H252ZM209 190H211V188ZM230 192H232V193H230ZM239 193H241L242 195ZM188 194H186V195H188ZM238 194H239V196H238ZM254 194L259 196L257 198V200L255 198V201L253 200V198L257 197V196ZM52 197H56V196H52ZM236 197L237 198L239 197L238 199L241 202ZM249 197H251V198H249ZM245 198H246V201H245ZM49 199L51 201L52 200L53 201L52 202L48 201ZM251 199H252V201H250ZM20 200H22V201H20ZM176 200H175L176 204L180 205L182 203V204L186 205L185 206L186 208L189 207V206H187L188 199L180 200L178 197H176ZM242 200H244V201H242ZM41 202L42 203L44 202V204H42ZM22 203H23V205H22ZM138 204L140 205L141 208L143 207L142 201L139 200ZM43 206L46 208H44ZM141 208L136 210V215H137L138 220H143V213H146L145 207H143L142 209ZM233 208H235V206H233ZM42 209H43V211H41ZM45 209L46 210L48 209V211L46 212ZM93 209L98 210L99 209L98 204H97V206H95V208L93 206ZM110 209H113L112 205H111V207L109 206V210ZM15 210H19L20 214L19 215L13 214V211H15ZM109 210L107 211V213H109ZM141 210H143L142 213H141ZM205 210L203 213L204 223H205V225L211 224V222H214L212 220H216V213H214L212 210L210 211L208 208H206ZM256 211H257V213H256ZM211 212H212V214H211ZM107 213H106V215H108ZM247 213L249 215H247ZM198 215H199V213L194 214L195 217H194V219L190 220V223L199 225L200 224L199 222H201L200 220L202 219V217H199ZM197 216H198V219L200 218L199 220L196 218ZM162 217H156L155 216L151 220V222H152L151 225L156 220L154 223L156 225H154V226H157V225L160 226V224H161L162 227L164 226L166 228V225L169 224L168 223L169 221L168 220H167L168 222L165 221V219H167V217L164 216L163 217V218H165L164 220L162 219ZM252 217H254V218H252ZM108 218H109V216H108ZM157 219H159V222ZM205 220H206V222H205ZM196 221H197V223H196ZM227 222L228 221L224 222L220 226V228L222 229L224 234H227V232H228V229H227L228 223ZM252 223H253V221L250 222V224H252ZM26 226L20 228V231L23 234V232L26 231V229L28 230L29 233L27 234V237H28L27 239L22 241V240H20V238L12 239L10 236H6L3 239H0V264H15V262L20 261V259H22L25 263L26 261L20 257V254L23 253L21 246L22 245H28V242H29L30 247H31V252L32 251L34 252V250H35V253H34L35 255H36V249H42V248H44V246L49 247L50 245H51L50 251L58 250L59 254L69 255V258L71 257V254L74 252V250H77L71 244H67L66 242H64L67 235H62L60 237L54 238L51 241V243L54 242V244H51V243H48L49 239L45 235H43V237H44L43 241L41 240V237H34L31 235L30 231L37 229V227L29 228ZM55 226H56V229L58 231H63L62 229L64 227L62 226V224L60 222L59 223L56 222ZM154 226L152 225V227L155 231H157V229L160 230L158 226H157L158 228L154 227ZM172 226H174V225H172ZM204 227H201V228H204ZM181 230H183L182 234L184 235V237L187 238L189 235V229H187V227L184 226V227H181ZM161 235H163V234H161ZM259 236H261V237H259ZM95 237H97V236H95ZM251 239L252 238H249L248 240L251 241ZM95 240L92 241V243L94 244V247L97 248L98 244H95V243H97V242H95ZM97 241L99 242L101 247H102V245L104 246V243L101 240H99L98 237H97ZM37 242H42V243H37ZM251 243H252V241L250 242V244ZM33 245H35V247H33ZM230 245L231 244L227 243V245H224V246L222 245V248L227 249L230 247ZM4 246H7V247H4ZM30 247H27L26 249H30ZM118 248H119V246L115 245V250H118ZM141 249H143V248L137 249L136 252L132 254L133 264H136L135 262H137V261L139 262V260H140V263L137 262L138 264H145L146 263L145 261H147V264L151 263L152 261H156V263H158V264H173L174 262H175L174 264H182V262H183L182 259L180 258V251L179 252L177 251L175 253V256H173V257L169 256L168 258H163V259H159V260H157V259L151 260V258L148 256L147 251L144 250L147 253L146 254L145 252L142 251L143 253H145L147 255L146 256L147 260L146 259L144 260L145 257L143 258L142 255H139L140 253H142ZM2 250H4V251H2ZM241 250H243V248ZM238 252H241V251H238ZM93 253L94 252H85V254L89 257L90 263L99 264L98 263L99 261L96 262L95 259H91V257H96V255H93ZM137 253H139V254H137ZM40 254H42L41 250L39 251L37 256H41ZM102 254H104L103 256L108 262L115 260L118 263V262L124 260V256L122 254H119L118 256H116V253H112V251H109L106 247L103 248ZM166 255H170V253L166 254ZM176 255L178 257H176ZM192 256L193 255L191 254L188 257V259L196 261V260H194V257H192ZM42 257H43V259L46 260L45 256H42ZM42 257H40V258H42ZM133 257H137L136 258L137 260L134 259ZM138 258H140V259L138 260ZM212 258L214 259V258H216V256L204 255L203 258H199V261H206V260H209Z\"/></svg>",
  "mask_w": 264,
  "mask_h": 264
},
{
  "label": "snow or ice",
  "instance_id": "6c2138e0",
  "mask_svg": "<svg viewBox=\"0 0 264 264\" xmlns=\"http://www.w3.org/2000/svg\"><path fill=\"white\" fill-rule=\"evenodd\" d=\"M212 5H207V7H211ZM7 7L9 8H19V7H24L25 10H28V9H31L34 7V5L32 4H26V5H18V4H12V5H8ZM91 7L93 9H99V14L101 15H106L108 12H112V13H115L118 9H121L124 7V5L122 3H119V0H107V6L105 7L104 4H100V5H97L95 3H93L91 5ZM254 7V6H253ZM259 7L264 10V0H261V3L259 5ZM53 15L55 16V13H53ZM109 19H112V17H109ZM261 23L264 24V12H262L261 14ZM5 25L4 24H0V27H4ZM29 27H31V25H29ZM116 35H117V29H113V41L116 40ZM121 39H124L123 37H121ZM115 46V45H113ZM44 45L41 44L40 45V48H43ZM39 67V65H38ZM117 67H119V65H117ZM19 75V74H18ZM109 75H111V73L109 72ZM47 82V81H46ZM113 86H115V82L113 81ZM260 88L261 89H264V80L261 81L260 83ZM150 91H149V99L143 104V108L144 109H149L151 108L152 104L156 101V96L158 95L161 99L163 97V91L162 90H159L157 89L156 90V93H153L151 91V89L153 88L152 85H148ZM102 87L101 86H97L96 88V91L97 92H100L102 91ZM132 93H136L137 92V89L135 87L132 88ZM127 94L124 93V94H121L122 96ZM5 95H7V93H5ZM262 95H264V92H262ZM16 97H13V100H15ZM160 107H163L165 109L164 112H159V108ZM169 108V103H163V104H160L159 102L156 103V108L152 111L151 113V118L153 121L156 120V117L159 116L160 117V121H159V125H160V128L163 129L166 124L169 122V119L171 118V116L175 115V108L173 107L171 112H168ZM139 110V109H137ZM261 110L264 111V101L261 102ZM166 117L168 119H166ZM7 119V118H5ZM151 128L153 129V133H154V130L156 128V124L153 123L151 124ZM145 131H148V128L146 127L144 129ZM262 136H264V131H262ZM163 138V137H162ZM154 140H155V135L153 136V144L150 145L149 147L147 148H144L142 147L141 150L142 152H144L145 154L149 151H153L154 150ZM161 147H163V145H161ZM262 160H264V154H262ZM262 168H264V163H262L261 165ZM261 205H262V208H264V179H262L261 181ZM261 225H262V228H264V214L261 215ZM38 235L41 237V240L44 239L43 237V233H38ZM222 239V237H221ZM183 242V241H182ZM215 242H216V238L214 237L213 238V251H215ZM48 243H51V241H48ZM229 243H231V241H229ZM33 247H35V245H33ZM40 251V249H36V253L38 254ZM256 251H259V258L258 259H253V255ZM231 253H229L228 255H223L222 253V250L220 253H218L216 255V258L214 259H209V260H206V261H199V260H196V261H193L191 259H189L188 261L186 262H182V264H264V242L261 243L260 245V248L257 250L255 248H252L251 251H249L247 253V260L246 261H236L234 259L231 258ZM15 264H24V261L21 260V261H18V262H15ZM27 264H61V258L60 257H57L56 260H40V259H36L35 261H33V256L32 255H29L28 256V261H27ZM64 264H85V261H65ZM108 264H116V261L113 260V261H110L108 262ZM147 264V262H146Z\"/></svg>",
  "mask_w": 264,
  "mask_h": 264
}]
</instances>
